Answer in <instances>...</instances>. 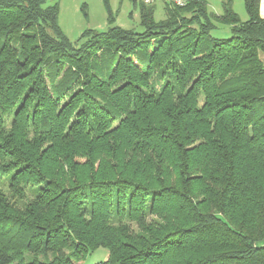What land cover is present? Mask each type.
I'll use <instances>...</instances> for the list:
<instances>
[{
	"label": "trees",
	"instance_id": "16d2710c",
	"mask_svg": "<svg viewBox=\"0 0 264 264\" xmlns=\"http://www.w3.org/2000/svg\"><path fill=\"white\" fill-rule=\"evenodd\" d=\"M129 2L72 43L0 0V264H264L260 0Z\"/></svg>",
	"mask_w": 264,
	"mask_h": 264
},
{
	"label": "rangeland",
	"instance_id": "374dc122",
	"mask_svg": "<svg viewBox=\"0 0 264 264\" xmlns=\"http://www.w3.org/2000/svg\"><path fill=\"white\" fill-rule=\"evenodd\" d=\"M109 8L111 9L115 18V26L123 29L135 28L139 23L138 11L133 10L129 0H107ZM208 4V9L215 14H221L220 1L221 0H205ZM156 10L154 18L161 20L163 18L162 4L156 1ZM58 3L59 14L58 24L63 34L72 42H76L80 34L84 30H95L97 32H104L108 28L107 14L104 6V0H47V5ZM217 6L219 12H216ZM244 5L239 0H235L234 10L243 11ZM132 17V18H130ZM241 20V18H240ZM244 21V20H243ZM242 21V22H243ZM218 26L220 35L226 34L227 29ZM107 257V251L99 248L87 254L82 264H95L104 261Z\"/></svg>",
	"mask_w": 264,
	"mask_h": 264
},
{
	"label": "crops",
	"instance_id": "0c3cea01",
	"mask_svg": "<svg viewBox=\"0 0 264 264\" xmlns=\"http://www.w3.org/2000/svg\"><path fill=\"white\" fill-rule=\"evenodd\" d=\"M142 1H144V0H142ZM156 1L157 0H153V2H152V4H154V6H155V10H156V3H157ZM158 1L162 4V7H163L162 0H158ZM238 1L239 0H236L237 3H238ZM240 1L242 2V0H240ZM234 4H235V0H233V10H234ZM215 9H216V12L218 13L219 10H218L217 6H215ZM243 10H244V12L243 11H239L238 12V11L234 10V12L237 14L239 19L241 18V21H243V20L245 21L247 19V16H246V13H245V9L243 8ZM217 15H219V14H217ZM259 16L261 18H264V0H260V3H259ZM130 18H132V17H130Z\"/></svg>",
	"mask_w": 264,
	"mask_h": 264
},
{
	"label": "built area",
	"instance_id": "2783aa9c",
	"mask_svg": "<svg viewBox=\"0 0 264 264\" xmlns=\"http://www.w3.org/2000/svg\"><path fill=\"white\" fill-rule=\"evenodd\" d=\"M152 0H145L146 3L151 2ZM163 3L177 6V7H182L186 4L187 0H162Z\"/></svg>",
	"mask_w": 264,
	"mask_h": 264
}]
</instances>
